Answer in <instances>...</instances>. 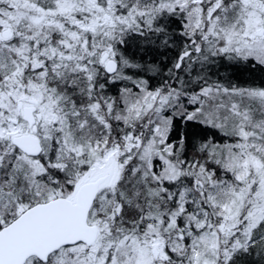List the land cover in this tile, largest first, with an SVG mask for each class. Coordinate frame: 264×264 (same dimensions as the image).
I'll list each match as a JSON object with an SVG mask.
<instances>
[{
    "label": "snow or ice",
    "instance_id": "snow-or-ice-1",
    "mask_svg": "<svg viewBox=\"0 0 264 264\" xmlns=\"http://www.w3.org/2000/svg\"><path fill=\"white\" fill-rule=\"evenodd\" d=\"M0 264H264V0H0Z\"/></svg>",
    "mask_w": 264,
    "mask_h": 264
}]
</instances>
